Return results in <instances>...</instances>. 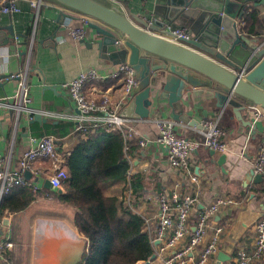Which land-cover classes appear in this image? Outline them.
I'll return each mask as SVG.
<instances>
[{"label":"crops","instance_id":"0c3cea01","mask_svg":"<svg viewBox=\"0 0 264 264\" xmlns=\"http://www.w3.org/2000/svg\"><path fill=\"white\" fill-rule=\"evenodd\" d=\"M114 1L121 4L127 13L154 17L152 14L154 0ZM13 2L19 8L18 11L8 13L0 9V26L11 25L15 33L12 37L6 33L9 39H12L11 44L0 43V76L10 77L0 78L2 83L0 85V157L3 162L0 168L7 165L10 169H17L18 158L30 145L31 137L36 136L34 131H44L46 123L67 122L72 124L71 133L73 132L72 117L78 114V111L69 99L68 91L63 85L65 82L81 71L94 68L103 76V80L87 83L84 88L85 94L95 100L107 96L115 104H119L121 100L123 87L120 78L111 76L118 64L106 58L103 52L97 49L95 43H91L97 37L92 28L86 27L80 40H75L68 34L69 27L78 24L77 13L62 10L64 15H60L59 6L45 2L39 6L36 14V9L30 5L29 0H13ZM259 8L263 24L259 26L255 24L254 28H257L255 33L249 32L245 26V37L257 47H264V15L261 14L264 4H259ZM17 73L21 74L20 78L11 77ZM20 83L25 85L28 102L20 98ZM29 112H40L45 121L33 120ZM184 113L189 114L198 124L191 125L176 121L179 135L196 136L195 129H198L204 117L218 118L219 124L227 131L225 151L211 153L210 149L199 148L191 156V169L202 179L201 205H197V210L217 194H228L242 199L239 208L231 213L232 228L224 231L220 242V251L229 256L226 264H232V256L237 246L249 250L253 242L254 224L259 219H264V181L260 183L249 181L246 186L243 183L248 171L254 170L253 159L264 129V122L255 120L249 112L246 117L247 119L250 117L255 128L242 127L231 110L214 109L206 100L196 104L191 99ZM158 115L169 116V108L165 104L160 105L159 108H153L148 118L134 119L133 123L131 122L136 137L148 140L145 146L141 148L134 144L135 139L128 140L135 145L132 153H129L128 148L125 149L124 146L126 158L132 159L130 173L141 171L146 177L149 184L147 194L155 189L168 187L170 180L173 179L180 181L182 188L186 184L181 172L168 165L165 147L155 140L154 118ZM71 133L60 139L54 137L56 149L63 157L64 151L72 143ZM221 154H224L225 158L217 163ZM33 167L42 173H50L53 170L52 162L43 158L34 161ZM128 193L126 192V198ZM145 196L134 209L142 214H151L152 210L144 202ZM31 203L19 212L0 216V239L9 237L13 216L24 211L28 212L27 208ZM67 206L65 219L73 225L75 209L70 205ZM192 214L195 216L196 212ZM6 215L9 219L5 223ZM214 219L220 220L218 216ZM74 235L73 239H80L76 232ZM36 259L37 264H40V257ZM213 262L218 264L216 261ZM256 264H264V256Z\"/></svg>","mask_w":264,"mask_h":264},{"label":"water","instance_id":"95a60500","mask_svg":"<svg viewBox=\"0 0 264 264\" xmlns=\"http://www.w3.org/2000/svg\"><path fill=\"white\" fill-rule=\"evenodd\" d=\"M42 1L59 6L60 15H64L62 10H67L90 16L92 21L87 27L97 36L91 43L114 63H127L133 69L137 84L121 110L122 116L146 119L153 108L165 104L174 121L197 125L195 119L184 113L185 108L191 99L196 104L206 100L214 109L231 110L240 126L255 128L246 116L252 106L264 109V47H257L237 31L233 19L241 16V2L154 0V17H149L127 13L114 0ZM258 4H264V0ZM177 25L184 26L191 37L175 38L168 27ZM6 33L14 36L11 25L0 26V43L11 44L12 39ZM2 77L10 78L9 75ZM29 115L35 121H45L40 112H29ZM224 158L221 154L217 163ZM23 175L30 179L31 172L25 170ZM34 180L38 181L36 177ZM249 181L260 183L264 175L251 169L244 185ZM43 186L51 189L48 178L44 179ZM50 236L56 237L57 246L48 248L44 264L81 261L85 239L80 238L77 250L71 255L68 236L53 230ZM153 257L151 254L143 264H148ZM228 259L225 252H218V262Z\"/></svg>","mask_w":264,"mask_h":264},{"label":"built area","instance_id":"2783aa9c","mask_svg":"<svg viewBox=\"0 0 264 264\" xmlns=\"http://www.w3.org/2000/svg\"><path fill=\"white\" fill-rule=\"evenodd\" d=\"M234 1L242 2V0ZM29 3L36 9L37 14L39 6L45 2L29 0ZM0 9L8 13L19 10L13 0H1ZM262 13L264 15V10L261 11ZM219 14L223 15L222 12ZM78 15V24L70 26L68 29V34L75 40H80L83 37L88 23L92 21L90 16ZM233 21L237 31L245 36L244 18L235 17ZM168 29L175 35V38L176 36L177 38L191 37V33L184 27L171 28L169 26ZM15 76L20 78L21 74L11 75L12 78ZM111 76L122 80L123 95L119 104L113 103L107 96L95 100L85 94L84 88L87 83L103 80V76L99 75L94 68L79 72L63 84L68 91L69 99L78 111V114L72 117L73 131L87 132L94 127H100L106 131L119 129L125 139V149L128 148L127 141L130 139H135L134 144L142 148L148 140L136 137L132 125L134 118L121 115V110L129 102L131 92L137 84L134 71L127 63H122L118 64L116 71L111 73ZM19 93L22 101H29L23 83H20ZM250 114L255 120L264 122V109L252 106ZM154 122L156 142L165 147L168 165L181 172L186 184L182 188L181 182L173 179L170 180L168 187L155 189L144 198L147 207L152 210L151 214H143L142 227L153 245L152 254L154 257L149 263L211 264L216 261L218 264H226L227 260L218 262L217 254L220 251L222 234L233 226L231 213L239 208L242 199L228 194H217L209 202L203 204L200 210H197V205L201 203L202 179L191 169V156L202 147L217 152L225 151L227 131L219 124L218 118L212 117H204L201 120L198 129H195L197 135L193 137L179 135L176 130V121L170 116L158 115L154 118ZM30 141V145L18 158L17 169H10L7 165L0 168V201L3 195L15 186L28 185L33 189L40 188L45 178L50 180L52 189H62V183L67 175L63 166L64 157L56 149L54 136L46 134L34 136ZM40 158L52 162L53 170L50 173H42L33 167L34 161ZM128 160L132 163L131 158ZM0 164H3L1 157ZM253 166L255 172L264 175V129L253 159ZM25 170L31 172L30 179L24 177ZM35 177L38 181L34 180ZM39 181H41L40 184ZM128 192L126 202L131 209H134L129 203L131 193ZM194 211L196 212L195 216L192 214ZM216 216L220 220L216 221L214 219ZM7 219H9L8 216ZM12 244L9 237L0 239V259L6 257L4 251L10 250L9 247ZM263 256L264 219H259L254 224L251 247L246 250L243 246H237L232 256V264H256Z\"/></svg>","mask_w":264,"mask_h":264},{"label":"trees","instance_id":"16d2710c","mask_svg":"<svg viewBox=\"0 0 264 264\" xmlns=\"http://www.w3.org/2000/svg\"><path fill=\"white\" fill-rule=\"evenodd\" d=\"M258 2L242 0L241 5V17L253 33L257 32L255 24H263ZM71 125L63 121L46 123L44 131L34 134L60 139L71 133ZM71 138V145L64 151L67 177L62 191L44 187L43 183L38 189L15 186L3 195L0 216L25 209L37 197H52L75 209L73 224L87 247L78 264L144 263L151 256L153 245L142 228L143 214L130 208L126 192L130 191L129 203L135 208L147 194L149 184L143 172L130 173L132 163L125 156L122 132L94 127L87 132L73 131ZM127 142V151L132 153L135 145ZM4 256L0 264H10L11 251L5 250Z\"/></svg>","mask_w":264,"mask_h":264},{"label":"rangeland","instance_id":"374dc122","mask_svg":"<svg viewBox=\"0 0 264 264\" xmlns=\"http://www.w3.org/2000/svg\"><path fill=\"white\" fill-rule=\"evenodd\" d=\"M67 210L68 206L64 203L52 197L40 196L27 208L28 212L24 211L13 216L9 231V237L13 243L9 247V251L12 253L10 264H37L36 258L43 257L42 253L37 254L35 252L36 246L34 245L36 243L37 225L41 220L52 219L57 221L59 219V221H64V223L71 226L78 237L84 239L76 227L73 226L74 224L71 225L65 219ZM135 264H143V262L137 261Z\"/></svg>","mask_w":264,"mask_h":264},{"label":"bare ground","instance_id":"6f19581e","mask_svg":"<svg viewBox=\"0 0 264 264\" xmlns=\"http://www.w3.org/2000/svg\"><path fill=\"white\" fill-rule=\"evenodd\" d=\"M58 221V222H57ZM52 219H44L41 220L40 223L37 225V232H36V243L34 244L36 247L35 252L37 254L42 253L43 257H40V264H44L47 256V250L49 247H56L57 246V239L56 237L50 236L52 234V230L56 233L62 232L66 236L71 239L70 242V249L68 250V254H73L78 248V243L80 239H73L75 231L71 228L69 224L64 223V221ZM67 231V232H66ZM69 233V234H68ZM67 246L65 245V248ZM36 254V255H37ZM64 254L62 253V256Z\"/></svg>","mask_w":264,"mask_h":264}]
</instances>
